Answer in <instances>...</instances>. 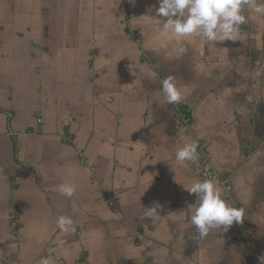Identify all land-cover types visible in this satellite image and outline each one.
Segmentation results:
<instances>
[{"label": "crops", "instance_id": "0c3cea01", "mask_svg": "<svg viewBox=\"0 0 264 264\" xmlns=\"http://www.w3.org/2000/svg\"><path fill=\"white\" fill-rule=\"evenodd\" d=\"M156 7L0 0V264H264V17L234 42L189 37L167 58L160 45L175 41ZM168 74L185 93L176 105L161 91ZM192 142L245 209L198 243L184 187L205 179L175 159ZM155 204L159 221L141 219ZM60 215L74 229L61 232Z\"/></svg>", "mask_w": 264, "mask_h": 264}, {"label": "clouds", "instance_id": "9594fccd", "mask_svg": "<svg viewBox=\"0 0 264 264\" xmlns=\"http://www.w3.org/2000/svg\"><path fill=\"white\" fill-rule=\"evenodd\" d=\"M157 3L155 17L160 18L157 21L161 35L168 37L171 34L175 41L171 53L166 50L165 45H160L167 58L184 56L191 43L187 40L189 37H203L206 43L234 42L240 34L241 25L249 23L255 17H264V0H157ZM150 50L159 54L157 49ZM261 74L257 64L256 75ZM160 83L165 103L176 105L182 101L185 93L178 87L174 75L168 74ZM198 147V142L184 144L175 151V159L182 163L197 161ZM184 188L189 196L195 197V203L190 204L193 209L191 226H194L195 232L188 237L193 242L198 243L214 230L226 233L234 223H243L245 209L229 204L222 196V188L214 179L197 181ZM58 191L71 198L76 192V185L62 183L58 186ZM160 207L155 204L145 208L141 219L155 224L161 217ZM56 227L66 233L74 229V220L70 216L60 215L56 219ZM63 244L64 241H59L57 247H62ZM40 264H51L50 257H43Z\"/></svg>", "mask_w": 264, "mask_h": 264}, {"label": "built area", "instance_id": "2783aa9c", "mask_svg": "<svg viewBox=\"0 0 264 264\" xmlns=\"http://www.w3.org/2000/svg\"><path fill=\"white\" fill-rule=\"evenodd\" d=\"M197 151L199 153L198 160L190 162L195 173L203 179L218 178V173L212 168L205 149L202 146H199Z\"/></svg>", "mask_w": 264, "mask_h": 264}]
</instances>
